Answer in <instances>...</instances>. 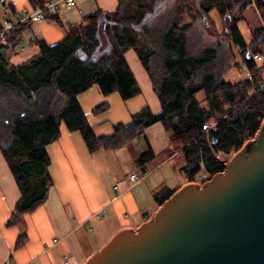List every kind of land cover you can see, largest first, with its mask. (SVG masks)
<instances>
[{
    "label": "trees",
    "instance_id": "16d2710c",
    "mask_svg": "<svg viewBox=\"0 0 264 264\" xmlns=\"http://www.w3.org/2000/svg\"><path fill=\"white\" fill-rule=\"evenodd\" d=\"M28 1L32 7L47 2ZM251 2L119 0L115 10H98L78 23H65L58 12H45L44 20L63 27L66 37L53 45L35 41L36 51L19 63L13 59L36 19L7 30L0 40V150L21 196L6 225H22L23 215L46 200L53 185L47 147L59 139L63 122L81 133L90 152L118 150L144 137L148 147L139 156L141 164L155 157L146 131L160 123L168 135L169 154L183 153L190 182L202 173L211 179L224 172L226 162L219 154L240 150L264 121V68L257 60L263 54L264 26L255 27L249 42L239 26ZM254 2L264 19V0ZM7 4L11 10L12 4ZM214 10L220 15L221 31L211 15ZM3 26L0 22V30ZM225 42L231 50L236 47L242 59L239 67L246 68L249 77L226 79L230 67L221 55ZM129 50L147 72L161 111L145 107L131 123L115 125L113 134L97 136L78 96L94 86L104 95L118 92L125 100L141 94L126 57ZM107 109L103 103L94 111ZM173 193L163 192L161 205ZM27 237L23 228L15 248Z\"/></svg>",
    "mask_w": 264,
    "mask_h": 264
},
{
    "label": "crops",
    "instance_id": "0c3cea01",
    "mask_svg": "<svg viewBox=\"0 0 264 264\" xmlns=\"http://www.w3.org/2000/svg\"><path fill=\"white\" fill-rule=\"evenodd\" d=\"M5 1L12 4V9L5 10L2 23L16 21L33 8L28 0ZM118 4L119 0H77L74 7L60 4L57 14L65 23H78L81 17L98 10L113 11ZM66 35V30L53 21L30 22L24 46L31 47H24L26 52L29 49L25 54L17 50L14 63L36 51L35 41L53 45ZM126 57L141 94L125 100L118 92L104 95L94 86L78 96L97 136L113 134L115 125L131 123L133 115L145 107L153 113L161 111V102L137 55L129 50ZM103 103L108 104V109L95 112ZM60 131L59 139L47 147L53 185L44 203L23 215L22 225H6L21 192L0 150V264H83L118 231L136 230L148 221L161 206L163 192L176 191L190 182L184 170L185 157L182 152L169 154L164 129L156 141L146 131L155 157L145 164L139 161L148 147L144 137L118 150L90 152L79 131L69 130L64 122ZM134 174L137 179L132 181ZM23 228L27 240L22 247L15 248Z\"/></svg>",
    "mask_w": 264,
    "mask_h": 264
},
{
    "label": "water",
    "instance_id": "95a60500",
    "mask_svg": "<svg viewBox=\"0 0 264 264\" xmlns=\"http://www.w3.org/2000/svg\"><path fill=\"white\" fill-rule=\"evenodd\" d=\"M83 264H264V121L224 172L183 185Z\"/></svg>",
    "mask_w": 264,
    "mask_h": 264
},
{
    "label": "rangeland",
    "instance_id": "374dc122",
    "mask_svg": "<svg viewBox=\"0 0 264 264\" xmlns=\"http://www.w3.org/2000/svg\"><path fill=\"white\" fill-rule=\"evenodd\" d=\"M6 8H7V10L9 9L8 4L6 2H2V0H0V22H2L3 19L6 17V12H5ZM23 15H25V14H23ZM211 15L216 20L217 26H218L219 30L221 31L223 27L221 24V19H220V15H219L218 11L214 10L211 13ZM83 18L84 17H81L80 20H82ZM260 25L264 26V19L262 18L261 11L258 9L256 3L254 2V0H252L251 4L249 6H247V8L244 10V20H242L239 23L240 29H241L245 39L248 42L252 38V33H253V30L255 29V27L260 26ZM24 47L27 48V47H31V46L26 45V44H25V46H24V44L20 45L19 48L17 49L18 51H20L19 53H22L24 51ZM232 49L233 50L229 49L228 44L225 42V47L222 48L221 55H223L225 57V62H227V64L230 67V69L227 71L228 73L226 75V79L230 80L232 82H238L240 80H243V79L249 77V74H248V71L246 70V68H242V67L240 68L239 67L240 64L242 63V59L239 56L238 50L236 49V47L233 46ZM28 52H29V49L27 52L24 51V53H22V54H25ZM231 53H233L232 56H234V57L231 56ZM257 60H258V64L264 68V49H263L262 57H258ZM135 62L140 64L138 61H135ZM236 62H238V66H234L236 64ZM139 66H141V65H139ZM199 98L202 99L203 94H200ZM162 127L163 126L160 123L156 124V126L147 130L148 136L151 137L153 139V141L158 140V138L161 136L160 130L163 129ZM155 144L156 143H154V146L156 147V149H158L157 144L156 145ZM145 151H146V149H145ZM234 152L235 151H232L229 154L220 153L219 158L221 160L227 162ZM209 180L210 179H208V176L205 175L204 173H202L201 175L197 176L195 181H191V182H196L200 185H203L205 182H207Z\"/></svg>",
    "mask_w": 264,
    "mask_h": 264
},
{
    "label": "built area",
    "instance_id": "2783aa9c",
    "mask_svg": "<svg viewBox=\"0 0 264 264\" xmlns=\"http://www.w3.org/2000/svg\"><path fill=\"white\" fill-rule=\"evenodd\" d=\"M60 4L73 7L77 4V0H48L43 7H33L30 12L20 16L16 21L5 22L3 28L0 30V40H3L5 32L11 29L14 25L24 22L29 18H34L37 21L44 20V13L57 12ZM131 179L132 181H135L137 176L134 174L131 176Z\"/></svg>",
    "mask_w": 264,
    "mask_h": 264
},
{
    "label": "bare ground",
    "instance_id": "6f19581e",
    "mask_svg": "<svg viewBox=\"0 0 264 264\" xmlns=\"http://www.w3.org/2000/svg\"><path fill=\"white\" fill-rule=\"evenodd\" d=\"M6 22H10V21H6Z\"/></svg>",
    "mask_w": 264,
    "mask_h": 264
}]
</instances>
